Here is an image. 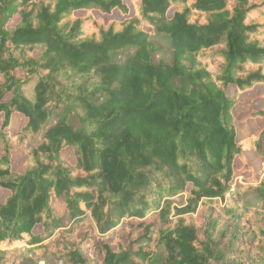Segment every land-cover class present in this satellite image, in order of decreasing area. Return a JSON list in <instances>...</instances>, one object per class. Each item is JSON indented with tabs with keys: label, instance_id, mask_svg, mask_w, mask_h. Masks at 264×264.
I'll return each mask as SVG.
<instances>
[{
	"label": "trees",
	"instance_id": "trees-1",
	"mask_svg": "<svg viewBox=\"0 0 264 264\" xmlns=\"http://www.w3.org/2000/svg\"><path fill=\"white\" fill-rule=\"evenodd\" d=\"M0 75V264H264V0H0Z\"/></svg>",
	"mask_w": 264,
	"mask_h": 264
},
{
	"label": "rangeland",
	"instance_id": "rangeland-1",
	"mask_svg": "<svg viewBox=\"0 0 264 264\" xmlns=\"http://www.w3.org/2000/svg\"><path fill=\"white\" fill-rule=\"evenodd\" d=\"M17 19L15 18L13 22H16ZM0 81H2V77L0 75ZM29 86L25 88V92L29 93ZM262 86L255 87L253 90L241 93L238 96L239 102L236 104L234 109V115H235V125L239 130V138L245 137L249 133H257L260 128L264 125V119L262 117H250L248 114L249 112L254 109H264V97L261 95L263 94ZM22 116L20 115H13L10 119L9 124V133L14 134L23 124ZM33 143V141H32ZM1 146V144H0ZM248 165L256 169L258 164V159H255V156L252 152H244ZM22 155V149H15L12 151L11 154V161L13 162V165L17 164V160ZM66 157L70 159L71 154L70 152H65ZM241 165L240 161H236V168H238ZM238 172V171H237ZM245 177L249 176V173L244 174ZM6 195V192L0 189V201L4 198ZM175 202L177 203L176 199ZM54 209L56 210L57 214H61L63 211L64 206L54 202L53 204ZM91 225V222L89 219H85L80 223V227L82 230L88 229ZM222 226L224 228H228L227 230V236L228 238L235 237L241 230H243V226L239 222H232V223H223ZM24 236V237H23ZM21 239L14 240L10 242V244L1 243L0 249L7 250L9 252H12L14 254H23L26 256H31L29 252V244H28V236L26 234H23ZM88 252V251H87ZM51 257V255L49 256ZM49 257L44 260L43 257H40L37 259V264H62L60 261H55L53 259H49Z\"/></svg>",
	"mask_w": 264,
	"mask_h": 264
},
{
	"label": "built area",
	"instance_id": "built-area-1",
	"mask_svg": "<svg viewBox=\"0 0 264 264\" xmlns=\"http://www.w3.org/2000/svg\"><path fill=\"white\" fill-rule=\"evenodd\" d=\"M24 237V236H23Z\"/></svg>",
	"mask_w": 264,
	"mask_h": 264
}]
</instances>
